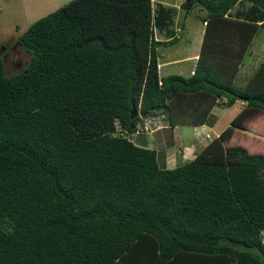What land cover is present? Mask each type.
<instances>
[{
  "label": "trees",
  "instance_id": "1",
  "mask_svg": "<svg viewBox=\"0 0 264 264\" xmlns=\"http://www.w3.org/2000/svg\"><path fill=\"white\" fill-rule=\"evenodd\" d=\"M236 1L181 2V26L207 11L189 76L159 75V45L179 37L155 38L152 0H69L16 38L22 68L0 53V264H264V153L224 143L264 112V60L234 82L264 20L225 16ZM238 99L173 167L137 131L212 122Z\"/></svg>",
  "mask_w": 264,
  "mask_h": 264
},
{
  "label": "crops",
  "instance_id": "2",
  "mask_svg": "<svg viewBox=\"0 0 264 264\" xmlns=\"http://www.w3.org/2000/svg\"><path fill=\"white\" fill-rule=\"evenodd\" d=\"M182 1L184 0H152L153 13H154V3H156L158 7V14L160 11L161 15L164 16L163 18L167 17V20L166 19L164 20L167 26L165 27V29H162L159 33L155 32V27L153 25L154 36L156 39L167 41L173 38L174 36H177V34H175V31H179L180 29L179 27H182L181 30L185 29L186 27L185 24L181 26L179 24L180 19H177V17L179 16V12L181 10ZM253 4L254 3L250 0H237L235 4L227 10L225 16L230 18H237L239 20L245 19L260 23L264 20V10L258 7L257 5L255 4L253 5ZM199 9L202 12L201 24L196 29V34L195 37L193 38L194 42L193 45L191 46L190 52L185 53L182 56H173V57H169L171 54L169 52L165 53L164 55L159 53L158 67H160L162 63V66L165 67V70L171 71L172 68H170L168 65L177 64L175 66L178 68L179 71L177 72L179 74H182L184 76H189L193 73L194 68L197 64V60L201 53V47L205 35V27L207 22V11L201 6ZM165 10L167 11L165 12ZM191 11L189 12L190 14L193 13ZM168 16H170L171 18ZM259 28L264 29V26L260 25ZM18 36L13 35L11 37L7 36L4 38H0V47L3 49L7 48V45L2 46L4 45V42L10 38L16 40ZM177 41H175L174 43H176ZM167 45L169 46L170 44L163 43L160 44L159 46L165 47ZM261 47L264 49V41H262L260 44V41H258L257 39L254 40L253 38L252 43L245 51L242 61L238 65V69L234 78L235 83L240 85H245L247 81L250 79V77L253 75L257 67L260 65V63L264 60V58L260 59L257 56L258 53H261V55L264 56V53L261 52ZM172 54L175 53L172 52ZM161 58H163L162 61ZM186 61H191V63L185 64L184 62ZM159 75L161 76L160 72ZM235 102L233 104H235ZM240 103L242 108L243 106L242 103L244 104V101H240ZM219 107L225 110L229 106L226 107L219 104H215L211 109V114L213 117L212 122H205L200 124L180 123V124H176L173 127H169L166 121L160 120L159 125L162 126L155 128L149 134L145 133L146 136L145 138H143V140L147 141L148 146H153L154 144L157 145L155 146L157 149V156L165 166L167 167L176 166L186 160L192 159L200 149H202L214 136H217L219 132L222 130L221 128L223 126L220 128H215L216 126L215 122H218L219 119L218 117L219 116L221 117L222 114L224 113V111L223 110L221 111ZM181 125H191L193 129L191 131L190 130L185 131L183 129H180ZM189 136H191L192 138H190ZM175 137H178L177 142H175L174 140ZM169 139L172 140L170 141ZM159 150L162 152V154H159Z\"/></svg>",
  "mask_w": 264,
  "mask_h": 264
},
{
  "label": "rangeland",
  "instance_id": "3",
  "mask_svg": "<svg viewBox=\"0 0 264 264\" xmlns=\"http://www.w3.org/2000/svg\"><path fill=\"white\" fill-rule=\"evenodd\" d=\"M68 1L69 0H0V38H4L7 36L11 37L13 35L16 36L20 35L23 31L27 29V27L34 20L55 10L56 8L60 7L61 5L65 4ZM199 8H200L199 5L194 6L191 9L192 11L190 10L193 13L192 14L188 13V15L185 17L184 24L186 27L184 30L183 29L181 30L182 27H179L180 28L179 31H175V34H177V36L179 37L176 43L170 44L169 46L167 45L165 47L164 46L158 47V51L160 54L164 55L165 53L169 52L171 53L169 57H173V56H182L185 53L190 52L191 46L193 45L194 42L193 38L195 37L196 29L201 24L202 12L200 11ZM166 11L167 10H165V12ZM183 12H184V8L181 7L177 19H182ZM158 15H159L158 7L156 3H154L153 23L156 33H159L162 29H165V27L167 26V24H165V21L163 24L161 23V21L165 19L167 20V17L158 18ZM253 38L254 40L257 39L258 41H260L261 44V42L264 41V29L259 28ZM13 43L15 44L12 46ZM6 45L9 48L3 49L0 47V53L1 52L5 53L3 57L5 58L6 72L8 74H11L12 72L19 70L24 66V64H26L29 58V54L23 51L20 45L16 43L15 39L10 38L6 40L4 42V45L2 46H6ZM172 52H174L175 54H172ZM261 52L264 53V49L262 47H261ZM257 56L260 59L264 58V56H262L261 53H258ZM162 60L163 58H161V61ZM184 63L188 64L191 63V61H186ZM175 65L177 64L168 65L170 68H172L171 71H168L165 70V67L162 66L161 63L159 67L160 68L159 72L161 76H164L169 73H178L177 71L179 70ZM222 99H220L219 101H224L225 98ZM240 101L242 100H237L235 104L229 106L225 110L219 107L221 111L222 110L224 111V113L222 114L221 117L220 116L218 117L219 118L218 122H215L216 124L215 128H220L223 126L221 128L223 129L229 124L230 119L233 116H235L236 113L241 108ZM245 122L247 123L246 124L247 129L246 130L235 129L234 135H232L230 139L225 140L224 143L228 145L234 143L241 144L251 151H259L264 153V112L263 111L259 112L256 117L252 119L249 118V120H246ZM148 124L150 125L151 123L148 122ZM180 129H183L185 131L187 130L191 131L193 128L191 125H181ZM145 133H147V131L140 133L142 134L141 138H145L146 136ZM189 137L192 138L191 136ZM175 138L174 140L175 142H177L178 137ZM135 141L137 143H140L137 139H135ZM153 146L155 147L157 145L154 144ZM159 154H162L160 150H159Z\"/></svg>",
  "mask_w": 264,
  "mask_h": 264
},
{
  "label": "built area",
  "instance_id": "4",
  "mask_svg": "<svg viewBox=\"0 0 264 264\" xmlns=\"http://www.w3.org/2000/svg\"><path fill=\"white\" fill-rule=\"evenodd\" d=\"M155 121V120H154ZM148 122L150 123V121L149 120H147L146 122H145V124L142 126L141 124L139 125H137V131L138 132H150V131H152V124H148ZM148 124V125H147ZM137 133V132H136Z\"/></svg>",
  "mask_w": 264,
  "mask_h": 264
},
{
  "label": "water",
  "instance_id": "5",
  "mask_svg": "<svg viewBox=\"0 0 264 264\" xmlns=\"http://www.w3.org/2000/svg\"><path fill=\"white\" fill-rule=\"evenodd\" d=\"M136 114H137L136 108L135 107H132V114H131V116L136 115Z\"/></svg>",
  "mask_w": 264,
  "mask_h": 264
},
{
  "label": "clouds",
  "instance_id": "6",
  "mask_svg": "<svg viewBox=\"0 0 264 264\" xmlns=\"http://www.w3.org/2000/svg\"><path fill=\"white\" fill-rule=\"evenodd\" d=\"M152 128H153L152 130H154V129H155V128H154V125H152Z\"/></svg>",
  "mask_w": 264,
  "mask_h": 264
}]
</instances>
